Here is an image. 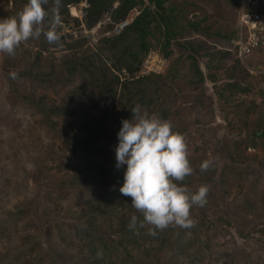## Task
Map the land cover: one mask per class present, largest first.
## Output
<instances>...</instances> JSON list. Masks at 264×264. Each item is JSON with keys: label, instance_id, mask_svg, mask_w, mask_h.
<instances>
[{"label": "rangeland", "instance_id": "1", "mask_svg": "<svg viewBox=\"0 0 264 264\" xmlns=\"http://www.w3.org/2000/svg\"><path fill=\"white\" fill-rule=\"evenodd\" d=\"M143 1L137 5L138 12L150 5V0ZM162 4L174 30L162 20L152 27L149 52L135 77L166 74L189 51L185 40L203 43L201 52L228 47L226 39L215 33L232 34L239 0H162ZM11 6V2L4 6L0 18ZM190 20L200 22V29L190 27ZM100 28L90 34L88 46H95L106 34ZM167 34L171 37L164 47ZM231 49L233 55L218 63L222 70L219 65L213 69L215 84L206 56L200 61L204 78L198 84L189 83L194 78L189 60L181 64L175 90L178 99L170 104L167 120L184 136L193 171L177 183L191 192L202 185L209 191L204 206L194 205L190 210L193 227L169 225L157 237L150 234L152 225L139 227L144 217L131 205V197L119 191L123 172L115 166L113 140L122 119L89 141L68 145L31 106L10 92L3 68L7 54L0 53V264H264V139L255 148L233 145L256 130L254 124L244 127L240 116L244 109L253 108L249 114L253 122L263 108L264 51L241 59ZM233 58H239L249 72L238 80L253 89L248 95L237 94L227 106L228 90L222 85L228 78L223 69ZM120 75L118 87L123 79L132 78L126 72ZM220 90L223 97L216 93ZM117 102L113 109L118 108ZM221 108L230 111L229 120L222 119ZM85 137L84 132L78 134L80 140ZM229 153L236 156L235 161ZM204 160L218 166V173L224 171L225 181L218 177L213 183L207 181L200 167ZM133 215L138 226L128 229ZM222 216L231 218L233 224L224 223ZM103 234L110 247L107 254L99 244ZM136 237L149 241L152 252Z\"/></svg>", "mask_w": 264, "mask_h": 264}, {"label": "trees", "instance_id": "2", "mask_svg": "<svg viewBox=\"0 0 264 264\" xmlns=\"http://www.w3.org/2000/svg\"><path fill=\"white\" fill-rule=\"evenodd\" d=\"M79 1L60 0L61 21L70 23L74 19L70 15L69 5L78 4ZM87 1L88 6L84 8L85 15L82 24L90 29L99 21L104 20L107 15L108 20L101 24L99 30L101 33L110 30L113 22L122 20L131 9L144 2L143 0ZM9 2L12 6L4 13V18L17 15L26 5L27 0H0V13H3L4 6H7ZM116 2L117 4H115ZM152 3L155 5L154 7L151 6ZM149 4L141 8L132 22L123 30L117 34L100 36L93 47L87 45L90 34L82 31L81 23L76 18L73 20V24H69L68 31L60 32V26H58L57 30L61 35L58 43L49 44L43 34L39 38L23 42L16 49L15 57L14 55H5L7 63L3 65V68L8 73L10 92L25 105L31 106L39 115L40 120L50 130L62 135L68 145L80 144L81 141L86 142L93 139L97 134L106 131L112 122L131 119V109L136 105H140L142 111L147 110L150 114L156 113L162 119H168L171 115L170 104L175 103L178 99V93L175 92L176 79L180 75L182 62L189 60V67L194 74V78L190 79L189 83L198 84L204 78L200 61L206 56L208 74L215 84L218 80L217 74L213 70L214 67L233 54L228 50L201 52L204 47L203 43L192 44L189 40H185L184 44L188 45L186 48L189 49V53L182 55L177 64L169 68L166 74H145L135 77L134 73L139 71L144 57L149 52L151 43L148 37L152 33V27L155 28L159 25V20H162L165 27H171V30H174L172 19L165 13L166 8L163 6L162 0H150ZM54 6L55 0H49L45 6L49 10V15L44 22L45 31L53 18L51 9ZM205 19L206 17L202 20ZM188 25L194 30L201 27L200 22L194 20H190ZM217 32L215 34L220 35L230 44L236 35V29L229 35ZM173 34L176 36L177 33L173 32ZM170 37V34L166 35L164 47L168 46ZM165 54L167 55V52ZM215 59L217 62H214ZM219 66L222 70L223 66ZM125 72L129 73L132 78L130 80L125 78L120 87L116 86L120 84V74ZM223 72L228 78V81L222 85L224 90H228V96L225 97L227 106L237 94H250L253 86L238 80V76L240 78L249 76L247 68L242 65L239 58H233L230 66H225ZM13 73H15L14 77ZM216 93L219 97L224 96L222 90L216 91ZM107 100L115 102L118 100V108L104 109L100 103ZM199 102L204 104L200 99ZM262 105L263 108H260L258 119L253 122H250L249 118L253 108L244 109V113L240 116L241 119L243 118V126L254 124L256 130L253 129L251 135L245 136L244 141L234 140L235 147L239 148L243 144V150L249 147L255 148L260 145V140L264 139V98ZM236 106L240 107L239 104ZM220 113H222V119L225 120L228 119L230 111L221 108ZM211 116L214 120V115ZM80 132L86 134V137L81 140L78 138ZM113 141L117 145V137ZM229 157L233 161L236 160V156L233 154L229 153ZM124 168L126 165L121 168L122 172H124ZM217 170L218 166L209 167L206 171L207 181L213 183L216 177L220 182L225 181V172L218 173ZM141 214L143 217V213ZM220 218L224 223L233 224L232 219L228 216ZM143 220L144 218H142ZM159 231L157 229L156 235L153 236L157 237ZM106 236L105 234L100 235L99 240L101 251L105 254L110 248L108 242L103 240ZM133 236L135 235L133 234ZM137 242L148 246L147 250L152 252L149 241L145 243V240L139 237ZM99 260L102 261V259ZM123 261L125 262V260Z\"/></svg>", "mask_w": 264, "mask_h": 264}, {"label": "clouds", "instance_id": "3", "mask_svg": "<svg viewBox=\"0 0 264 264\" xmlns=\"http://www.w3.org/2000/svg\"><path fill=\"white\" fill-rule=\"evenodd\" d=\"M48 3L49 0H27L26 5L17 15L0 18V53L14 55L23 42L39 38L41 34L49 44L58 43L61 39L58 26L60 32L68 31L69 24H73L75 18L81 23L82 31L89 34H94L101 24L108 20L107 17V20L99 21L95 26L87 29L82 24L85 14L82 19L71 14V7L78 5L74 4L69 5L70 15L74 19L70 23H65L61 21L59 15L60 0H55V6L51 9L53 18L45 31L44 22L49 15V10L45 6ZM238 8L239 5L237 10ZM133 10L136 13L130 20L132 22L139 13L137 7L131 9L122 20L113 22L112 28L105 32V35L117 34L130 24L129 22L115 32L116 25L125 20ZM235 29L236 35L231 44L225 42L228 46L225 50L236 49L234 40L237 37V24ZM12 75L14 77L15 73ZM131 114V119H122L121 127L117 132L115 166L120 169L126 165L123 182L119 187L120 193L131 197V205L143 213L144 220L139 227H143L144 223L153 226L150 230L151 235H156L157 229L163 230L169 225L193 227L195 221L190 216V210L194 205L204 206L209 189L206 185H202L195 192H191L188 187L177 183L190 176L193 171L188 160L184 136L174 130L169 120L150 114L147 110L142 111L140 105L134 106ZM211 163V160H204L200 165L201 170L207 171ZM137 226V217L133 215L129 228L136 229Z\"/></svg>", "mask_w": 264, "mask_h": 264}, {"label": "built area", "instance_id": "4", "mask_svg": "<svg viewBox=\"0 0 264 264\" xmlns=\"http://www.w3.org/2000/svg\"><path fill=\"white\" fill-rule=\"evenodd\" d=\"M87 0H80L78 5L71 7V14L82 19ZM136 12L131 11L127 18L119 22L115 32L127 25ZM237 55L243 59L254 51H264V0H239L237 13V37L234 40ZM101 105L113 108L115 101H102Z\"/></svg>", "mask_w": 264, "mask_h": 264}]
</instances>
